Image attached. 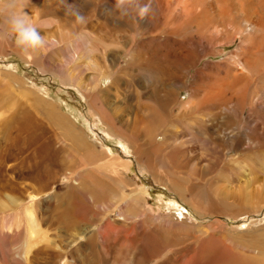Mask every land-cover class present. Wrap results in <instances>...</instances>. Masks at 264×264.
<instances>
[{
  "label": "rangeland",
  "instance_id": "374dc122",
  "mask_svg": "<svg viewBox=\"0 0 264 264\" xmlns=\"http://www.w3.org/2000/svg\"><path fill=\"white\" fill-rule=\"evenodd\" d=\"M129 1L0 0V264H264V91L216 112Z\"/></svg>",
  "mask_w": 264,
  "mask_h": 264
},
{
  "label": "bare ground",
  "instance_id": "6f19581e",
  "mask_svg": "<svg viewBox=\"0 0 264 264\" xmlns=\"http://www.w3.org/2000/svg\"><path fill=\"white\" fill-rule=\"evenodd\" d=\"M124 14L137 25L134 41L137 27L143 29L140 23L153 22L151 29L155 27V35L165 42L164 47L157 44L165 51L161 60L180 68L177 78L185 79L191 66H196L194 84L216 112L239 109L242 97L264 91V0H132L117 6V18L122 20ZM232 43L233 49L225 52ZM223 53L221 61H212ZM153 55L144 53L143 58ZM194 104L187 107L192 109ZM131 123L135 126L138 120L132 116Z\"/></svg>",
  "mask_w": 264,
  "mask_h": 264
},
{
  "label": "clouds",
  "instance_id": "9594fccd",
  "mask_svg": "<svg viewBox=\"0 0 264 264\" xmlns=\"http://www.w3.org/2000/svg\"><path fill=\"white\" fill-rule=\"evenodd\" d=\"M144 9H141L140 15L143 16ZM0 17L6 18V24L10 34L14 35V42L17 46L26 48L38 47L42 37L35 30L31 18L22 10L4 12L3 7L0 6ZM80 18L78 17V20Z\"/></svg>",
  "mask_w": 264,
  "mask_h": 264
}]
</instances>
